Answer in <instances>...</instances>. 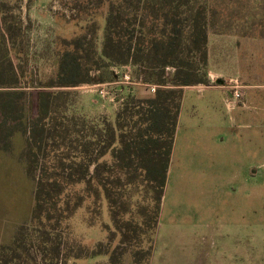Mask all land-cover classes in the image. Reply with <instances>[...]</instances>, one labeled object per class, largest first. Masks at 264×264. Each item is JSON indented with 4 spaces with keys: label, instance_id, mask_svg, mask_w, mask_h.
Segmentation results:
<instances>
[{
    "label": "rangeland",
    "instance_id": "374dc122",
    "mask_svg": "<svg viewBox=\"0 0 264 264\" xmlns=\"http://www.w3.org/2000/svg\"><path fill=\"white\" fill-rule=\"evenodd\" d=\"M157 1L150 0L154 11L159 8ZM147 4L148 0L140 4L131 0V10L139 14ZM188 8H194L192 12L202 10L207 32L215 28L229 30L234 25V12L238 19H253L244 18L240 23L258 33L254 48L248 44L242 47L240 68H227L221 63L223 67L218 68L224 75H236L218 77L221 82L215 78L211 85L218 86L217 90L201 91L204 83L183 87L194 89L187 92L188 107L213 96L215 108L225 115L217 95L224 92L230 98L227 103L233 106L235 100L227 83L237 80L243 86L244 97L235 105L247 106L248 124L241 123L232 131H217L215 127L203 131L206 116H202L198 117L193 140L186 138L188 132L180 133L160 210L156 209L150 185L143 183L141 173L136 172L141 185L117 199V223L103 191L96 184L86 189L84 182L65 191L64 201L69 207L75 208L73 204L79 198L80 206L52 229L50 223L32 220L40 172H35L34 181V174L26 169L27 136L0 113V258L3 254L6 259L0 264H264V0H190L187 6H179L178 27L184 23ZM109 12L110 0H0V63L8 57L4 46L8 41L11 46L14 43L13 60L20 66V73L26 72L20 81L35 86L54 75L57 55L64 48L61 44L83 36L91 43L85 46L96 52L95 60L102 54ZM156 25L151 21L149 27ZM3 27L10 30L9 36H4ZM134 28L140 30L137 25ZM193 49H185L182 64L194 70L196 79H210L207 63L203 64ZM220 51L230 56L225 43ZM166 71L172 74L175 69L168 67ZM124 75H129L132 83L118 87L122 89L115 93L116 102L103 97L99 85L121 80ZM145 75V70L131 63L117 65L102 59L90 71V77H99L102 83L60 88L69 94L59 101L67 105L70 116L94 123H115L118 113L133 101L155 95L158 86L142 81ZM24 90L34 93L38 89ZM28 97L24 96L26 103ZM5 98L13 99L17 107L24 104L18 96ZM121 98L124 100L118 102ZM13 114H18L16 109ZM245 136L250 147L260 150L249 160H224L227 143ZM218 155L222 159L214 160ZM103 160L110 162L112 158L107 155ZM90 172L93 174V167ZM246 194L250 207L259 206L257 212L249 213L247 218L236 211L230 213L231 207L245 206ZM15 240L20 247L13 249Z\"/></svg>",
    "mask_w": 264,
    "mask_h": 264
},
{
    "label": "trees",
    "instance_id": "16d2710c",
    "mask_svg": "<svg viewBox=\"0 0 264 264\" xmlns=\"http://www.w3.org/2000/svg\"><path fill=\"white\" fill-rule=\"evenodd\" d=\"M143 1L138 0V3ZM148 1L149 4L141 7L139 14L135 15L131 0H110L101 56L94 60L96 52L85 46V43L91 44L85 42V36L66 40L57 55L54 75L35 86L20 81L26 72L20 73V66L13 60L14 43L11 46L6 41L4 47L8 57L5 63H0V113L6 115V122L17 124L27 136L26 169L34 174V181L37 179L35 172H40L35 188L34 222L50 223V228H57L59 223L68 219L73 209L80 206L79 198L73 204L75 208H70L64 201L65 191L84 182L86 189L90 190L96 184L103 191L116 222L117 199L141 185L136 172L141 173L143 183L150 185L156 209L160 210L183 87L210 82L206 76L205 79H196L194 70L182 64V54L188 46L194 47L193 51L199 53L201 62H208V22L200 8L196 12H192L194 8H188L184 23L178 27L179 6H187L190 0H158L157 11ZM151 21L157 24L155 28L149 27ZM136 25L139 31L135 30ZM3 34L9 36L10 30L3 27ZM102 59L117 65L131 63L145 70L142 81L158 86L155 95L133 101L118 113L115 123L105 120L94 123L68 115L67 105L59 100L69 91L60 88L102 83L101 78L90 77V71ZM168 67L175 71L169 74ZM27 87L38 90L27 92L24 90ZM26 94L29 103L24 99ZM5 96H18L24 104L17 107L13 99ZM15 109L18 114H13ZM107 155L112 158L110 162L103 160ZM92 167L93 174L90 172ZM158 218L155 219L157 224ZM15 243L13 249L19 248L20 244ZM5 260L2 254L0 263Z\"/></svg>",
    "mask_w": 264,
    "mask_h": 264
},
{
    "label": "crops",
    "instance_id": "0c3cea01",
    "mask_svg": "<svg viewBox=\"0 0 264 264\" xmlns=\"http://www.w3.org/2000/svg\"><path fill=\"white\" fill-rule=\"evenodd\" d=\"M244 18L245 17H243V19H238L236 12H234V16L232 18L233 19L232 23L234 25H232V27L229 28V30H225L227 28L220 30H217V28H215L214 30H209L207 65L210 75V84L205 85V87L201 91L206 89L217 90L218 86L211 85V82L215 78L218 79V77L236 75V73H231L228 75L222 74L218 69L221 66L220 63L227 68L239 69L241 66L240 52L242 47L246 44L252 46V44L256 42L254 38L258 36V33L255 32V29L252 28L251 26H247V25L244 26L240 24V23H244L242 21L245 19H248V21H252L253 19L251 20V18H245V19ZM217 42L219 44L216 45ZM224 43L227 45V50L231 51L230 56L229 55L224 56L225 48H224V52L220 51ZM221 53H223V56L221 55ZM221 60L222 62H220ZM218 80H220V78ZM253 86L254 88L257 87V85H252V87ZM189 90H194V89L191 87L184 89V95L181 102L180 115H179L174 145L172 149L171 160H174L176 157L177 150L179 148L178 143L180 139V133L188 132L186 138H189L191 140L194 139L195 135L193 134V131H195L197 128L198 117L206 116V119L203 121L205 123V127L202 128L203 131H211L213 130V127H215L217 131H221V130L232 131L233 129L238 127L241 123L248 124L247 122L249 120V112L247 110L248 109L247 106L245 109L241 105H240L241 107L240 106L236 107V105L233 104L231 108L230 105L227 103L230 102L229 101L230 98H228L224 92H219L217 97L219 98V102L222 103L224 106L225 115L221 114L220 112L221 110L219 111L217 108H215L213 96H209L206 99L199 100L198 102L194 101L193 104H191V108L188 107L187 92ZM199 104L202 106H199ZM243 106L245 107V105ZM201 108L202 110H200ZM202 113H204V115ZM248 142L249 141L246 136L243 138V140L240 141L236 140L235 137V140L228 142L227 143L228 145L224 147L223 159L249 160L250 158H253L255 152L259 151L260 149L258 147L255 148L250 147ZM221 159L222 157L220 155L214 157V160H221ZM245 182L247 183V179L245 180ZM245 199H246L245 206L242 205L239 208L231 207L232 209H228V211L230 213L236 211L235 212L236 214L237 212L241 213L242 218H243V214H245V217L247 218L249 213H253V212L256 213L259 206L250 207L247 203L248 201L247 194Z\"/></svg>",
    "mask_w": 264,
    "mask_h": 264
},
{
    "label": "built area",
    "instance_id": "2783aa9c",
    "mask_svg": "<svg viewBox=\"0 0 264 264\" xmlns=\"http://www.w3.org/2000/svg\"><path fill=\"white\" fill-rule=\"evenodd\" d=\"M131 77L129 75H124L123 78L121 80H113V81H109V82H105L100 84L99 87V92L103 95V97L107 98L109 101L111 102H116L115 101V93L119 90L122 89L118 88L120 85L122 84H127V83H132L131 81ZM229 85V87L232 89V97L235 101H239L242 100L244 97V93L242 90V85L239 84V82L237 80H231L230 82L227 83V86ZM104 87L110 88L111 90L106 91ZM113 87H116V89H112ZM152 91H155V87L152 88ZM124 98H121L118 102L123 101ZM235 101H234V105H235Z\"/></svg>",
    "mask_w": 264,
    "mask_h": 264
},
{
    "label": "water",
    "instance_id": "95a60500",
    "mask_svg": "<svg viewBox=\"0 0 264 264\" xmlns=\"http://www.w3.org/2000/svg\"><path fill=\"white\" fill-rule=\"evenodd\" d=\"M219 82H221V80H218Z\"/></svg>",
    "mask_w": 264,
    "mask_h": 264
}]
</instances>
